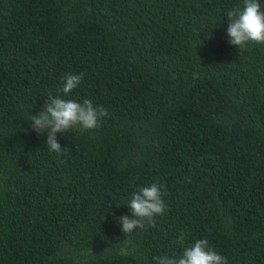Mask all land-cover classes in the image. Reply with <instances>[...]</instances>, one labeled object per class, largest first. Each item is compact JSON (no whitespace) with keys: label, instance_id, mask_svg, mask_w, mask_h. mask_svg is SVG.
Here are the masks:
<instances>
[{"label":"trees","instance_id":"obj_1","mask_svg":"<svg viewBox=\"0 0 264 264\" xmlns=\"http://www.w3.org/2000/svg\"><path fill=\"white\" fill-rule=\"evenodd\" d=\"M238 7L0 0V264H156L204 238L227 264H264V44L228 43ZM49 95L108 116L57 133V154L30 120ZM152 183L165 213L125 235Z\"/></svg>","mask_w":264,"mask_h":264},{"label":"clouds","instance_id":"obj_2","mask_svg":"<svg viewBox=\"0 0 264 264\" xmlns=\"http://www.w3.org/2000/svg\"><path fill=\"white\" fill-rule=\"evenodd\" d=\"M226 15L229 19V44L238 46L239 50L245 49L250 43L264 44V9L261 8L259 0H243L242 8L229 10ZM83 76V73L65 74L59 91L64 96L69 95L80 85ZM107 116V109L94 106L90 99H84L83 103H80L49 95L44 109L30 120L31 127L37 134L47 132L46 145L50 151L59 154L63 148L57 140V133L75 129H96ZM163 195L161 186L157 183L140 187L138 191L133 192L128 203L131 216L118 218L122 232L128 235L137 228L144 229L145 223L155 227L154 217L163 215L166 211ZM179 242L183 245V234L180 235ZM120 254L129 253L126 248H121ZM153 259L156 264H227V258L212 249L206 238L197 239L194 244L185 247L178 258L163 255Z\"/></svg>","mask_w":264,"mask_h":264}]
</instances>
